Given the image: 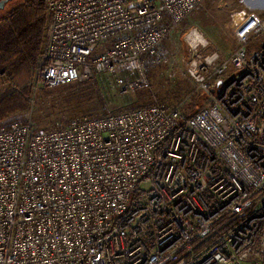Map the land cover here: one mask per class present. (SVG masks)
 <instances>
[{
    "label": "built area",
    "instance_id": "obj_1",
    "mask_svg": "<svg viewBox=\"0 0 264 264\" xmlns=\"http://www.w3.org/2000/svg\"><path fill=\"white\" fill-rule=\"evenodd\" d=\"M41 1L50 22L36 84L132 67L116 79L130 93L150 87L146 68L205 0ZM256 26L239 30L229 59L192 58L188 75L209 97L192 116L156 100L119 112L105 103L53 129L1 125L0 264H264V46L248 47Z\"/></svg>",
    "mask_w": 264,
    "mask_h": 264
},
{
    "label": "rangeland",
    "instance_id": "obj_2",
    "mask_svg": "<svg viewBox=\"0 0 264 264\" xmlns=\"http://www.w3.org/2000/svg\"><path fill=\"white\" fill-rule=\"evenodd\" d=\"M15 2H9L6 9ZM5 10V9H4ZM256 26V34L248 42L249 50L264 46V0H205L186 20L179 25L163 42L162 58L146 68L145 73L150 87L135 92L122 93L117 83L118 75H135L132 67L121 68L118 74L99 72L86 81L82 92L88 97L80 100L70 95L77 88L65 84L63 88L45 87L36 84V70L32 77L35 86L32 110L20 119L31 122L35 128L53 129L67 125L74 117L96 116L105 111V103L114 112L150 104L156 100L169 106L179 105L190 109L194 98L206 92L188 75V67L196 54L220 53L223 59H229L238 47L239 30L251 25ZM260 24V27L258 25ZM197 29L207 41V46L195 51L189 43L188 34ZM233 70L230 66V72ZM15 78L7 73H0V93L14 87ZM79 90V88H78ZM81 92V91H80ZM74 94V93H73ZM207 105V104H206ZM2 122V124H7ZM11 120V121H12Z\"/></svg>",
    "mask_w": 264,
    "mask_h": 264
},
{
    "label": "trees",
    "instance_id": "obj_3",
    "mask_svg": "<svg viewBox=\"0 0 264 264\" xmlns=\"http://www.w3.org/2000/svg\"><path fill=\"white\" fill-rule=\"evenodd\" d=\"M13 6L0 11V73L11 74L16 85L0 93V126L2 122L20 119L32 110L35 70L46 65L42 58L50 14L41 0H13ZM11 3V2H10ZM86 82L69 83L77 88L70 95L80 100L86 96L83 90ZM65 85H62L63 88ZM79 88V90H78ZM81 91V92H80ZM88 100L90 96L87 94ZM209 103L207 94L194 98L190 109H183L186 116H192ZM8 122V123H9ZM51 129V128H50Z\"/></svg>",
    "mask_w": 264,
    "mask_h": 264
},
{
    "label": "bare ground",
    "instance_id": "obj_4",
    "mask_svg": "<svg viewBox=\"0 0 264 264\" xmlns=\"http://www.w3.org/2000/svg\"><path fill=\"white\" fill-rule=\"evenodd\" d=\"M188 39L193 43L206 41V38L198 30H193Z\"/></svg>",
    "mask_w": 264,
    "mask_h": 264
},
{
    "label": "water",
    "instance_id": "obj_5",
    "mask_svg": "<svg viewBox=\"0 0 264 264\" xmlns=\"http://www.w3.org/2000/svg\"><path fill=\"white\" fill-rule=\"evenodd\" d=\"M13 0H0V11L4 10L9 2ZM221 83V80L218 82V84ZM214 90V89H213Z\"/></svg>",
    "mask_w": 264,
    "mask_h": 264
}]
</instances>
